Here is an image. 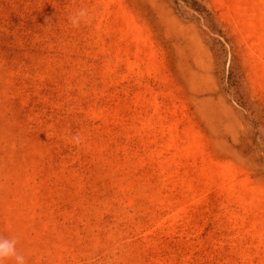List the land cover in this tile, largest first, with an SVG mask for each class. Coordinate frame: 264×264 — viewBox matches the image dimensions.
Listing matches in <instances>:
<instances>
[{"label": "rangeland", "instance_id": "rangeland-1", "mask_svg": "<svg viewBox=\"0 0 264 264\" xmlns=\"http://www.w3.org/2000/svg\"><path fill=\"white\" fill-rule=\"evenodd\" d=\"M202 2L234 60L172 0H0V237L25 264H264V0Z\"/></svg>", "mask_w": 264, "mask_h": 264}, {"label": "trees", "instance_id": "trees-1", "mask_svg": "<svg viewBox=\"0 0 264 264\" xmlns=\"http://www.w3.org/2000/svg\"><path fill=\"white\" fill-rule=\"evenodd\" d=\"M175 9L182 15H186L190 19H195L204 22L206 26L205 33L207 34L210 42L213 46L217 47V51L224 56L230 55L231 60H234L233 56V44L226 31L220 26L215 14L209 10L208 7L203 4L202 0H172ZM231 76L229 78L228 89L234 91L235 97L242 104L243 94L239 88V74L237 69L231 66Z\"/></svg>", "mask_w": 264, "mask_h": 264}, {"label": "clouds", "instance_id": "clouds-1", "mask_svg": "<svg viewBox=\"0 0 264 264\" xmlns=\"http://www.w3.org/2000/svg\"><path fill=\"white\" fill-rule=\"evenodd\" d=\"M69 19L74 27H79L82 22H89L90 17L87 9L82 8L74 12ZM16 244L17 241L14 238L0 237V264H3L6 259H13L15 264H25V258L17 252Z\"/></svg>", "mask_w": 264, "mask_h": 264}]
</instances>
